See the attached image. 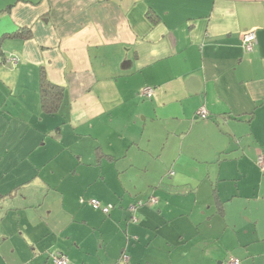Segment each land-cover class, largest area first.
Segmentation results:
<instances>
[{"label": "crops", "instance_id": "1", "mask_svg": "<svg viewBox=\"0 0 264 264\" xmlns=\"http://www.w3.org/2000/svg\"><path fill=\"white\" fill-rule=\"evenodd\" d=\"M262 153L264 0H0V264H264Z\"/></svg>", "mask_w": 264, "mask_h": 264}, {"label": "built area", "instance_id": "2", "mask_svg": "<svg viewBox=\"0 0 264 264\" xmlns=\"http://www.w3.org/2000/svg\"><path fill=\"white\" fill-rule=\"evenodd\" d=\"M242 36H243L242 42H243L244 50L247 53H252L255 50V47L257 44V37H256L255 32L248 31V32H245ZM17 61L18 59L14 56L11 57L10 59V62L13 64H16ZM154 93H155V90L153 88L147 87L141 91V96L150 99L154 96ZM197 116H199L202 119H207L209 117V113L205 107H202L201 109L198 110ZM258 165L262 170H264V153L259 155ZM149 201L152 204V203H156L157 199L153 196L150 198ZM83 202L84 201H82V203ZM89 204L94 210L102 211L104 214H109L110 210L112 209L111 206H103L101 202L95 199H91L89 201ZM142 204L143 203L139 201L137 206H134L130 212L134 214V211L136 210V208L142 206ZM133 219H136V218L134 217ZM50 257L54 264H70V260L68 257L62 254H59L57 252L51 253ZM227 264H241V260L238 258H232L228 261Z\"/></svg>", "mask_w": 264, "mask_h": 264}, {"label": "trees", "instance_id": "3", "mask_svg": "<svg viewBox=\"0 0 264 264\" xmlns=\"http://www.w3.org/2000/svg\"><path fill=\"white\" fill-rule=\"evenodd\" d=\"M19 35L20 34H16L13 35V37H18ZM39 91L41 94L43 110L49 114L55 113L63 100L64 89L52 84L48 80L46 74L42 71Z\"/></svg>", "mask_w": 264, "mask_h": 264}]
</instances>
